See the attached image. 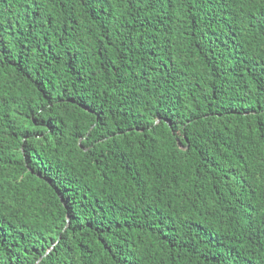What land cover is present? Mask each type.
Listing matches in <instances>:
<instances>
[{
    "label": "trees",
    "instance_id": "trees-1",
    "mask_svg": "<svg viewBox=\"0 0 264 264\" xmlns=\"http://www.w3.org/2000/svg\"><path fill=\"white\" fill-rule=\"evenodd\" d=\"M0 264H264V0H0Z\"/></svg>",
    "mask_w": 264,
    "mask_h": 264
}]
</instances>
